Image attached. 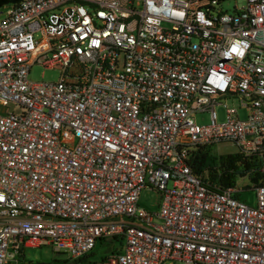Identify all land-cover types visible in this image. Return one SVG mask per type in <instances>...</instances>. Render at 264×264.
Returning a JSON list of instances; mask_svg holds the SVG:
<instances>
[{
    "label": "built area",
    "instance_id": "obj_1",
    "mask_svg": "<svg viewBox=\"0 0 264 264\" xmlns=\"http://www.w3.org/2000/svg\"><path fill=\"white\" fill-rule=\"evenodd\" d=\"M223 1L0 12V264H30L25 247L77 259L112 241L102 264H264V0L232 13ZM35 64L58 79L31 81ZM220 145L233 147L217 157L236 177L227 186L193 170L199 149ZM237 179L254 184L255 206ZM145 187L156 212L139 205Z\"/></svg>",
    "mask_w": 264,
    "mask_h": 264
},
{
    "label": "rangeland",
    "instance_id": "obj_2",
    "mask_svg": "<svg viewBox=\"0 0 264 264\" xmlns=\"http://www.w3.org/2000/svg\"><path fill=\"white\" fill-rule=\"evenodd\" d=\"M245 3V0H224L222 3L223 10L232 13L235 7H241ZM8 4L2 5L0 7V12L6 11ZM3 13H0V19L2 18ZM59 76V71L56 68H45L42 65L35 64L31 67L28 78L31 81H56ZM220 102L224 103V99H220ZM228 107H237L238 101L236 98L226 99ZM215 110L217 113V120L223 121L226 119L225 108L222 105H216ZM238 114L241 118L246 116V111L244 108L238 109ZM195 119L200 124H206L210 121L209 112L207 111H198L195 113ZM233 151V147L230 145H220L212 146L210 154L219 156L222 153ZM218 163V162H217ZM218 170L222 172V167H213L211 172L219 174ZM210 172L207 170L206 174ZM226 174L230 175L231 178L235 179V175L229 173L225 168ZM237 187L239 188L237 196L241 201H244L249 206H255L257 201L256 189L254 184L248 179H237ZM139 205L144 209L156 212L158 211V194L153 190L148 189L147 187L143 188L139 196ZM155 221L160 222L161 219L155 218ZM112 246H120L117 242L112 241L109 243H98L96 248L92 253L77 259L69 258L67 253L62 251H55L49 245H42L39 247H25L24 255L25 259L30 264H102L103 257L111 251ZM163 264H184L182 261H169L167 260Z\"/></svg>",
    "mask_w": 264,
    "mask_h": 264
},
{
    "label": "trees",
    "instance_id": "obj_3",
    "mask_svg": "<svg viewBox=\"0 0 264 264\" xmlns=\"http://www.w3.org/2000/svg\"><path fill=\"white\" fill-rule=\"evenodd\" d=\"M222 159H226L230 161V163L234 160V156L227 155L226 157L221 156ZM217 165V156L212 155L208 152H204L202 150H198L193 158V170L196 173H201L205 175L207 170L210 172L207 173L208 180L211 183H216L217 181L222 186H227L231 184L232 178L230 175L226 174L223 170L222 173L218 176L217 173L211 172V169Z\"/></svg>",
    "mask_w": 264,
    "mask_h": 264
},
{
    "label": "water",
    "instance_id": "obj_4",
    "mask_svg": "<svg viewBox=\"0 0 264 264\" xmlns=\"http://www.w3.org/2000/svg\"><path fill=\"white\" fill-rule=\"evenodd\" d=\"M19 0H0V7L4 4H8V3H16Z\"/></svg>",
    "mask_w": 264,
    "mask_h": 264
}]
</instances>
